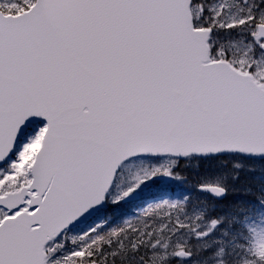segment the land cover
Instances as JSON below:
<instances>
[{"label":"snow or ice","instance_id":"obj_1","mask_svg":"<svg viewBox=\"0 0 264 264\" xmlns=\"http://www.w3.org/2000/svg\"><path fill=\"white\" fill-rule=\"evenodd\" d=\"M257 164L264 0H0V264H264Z\"/></svg>","mask_w":264,"mask_h":264},{"label":"rangeland","instance_id":"obj_2","mask_svg":"<svg viewBox=\"0 0 264 264\" xmlns=\"http://www.w3.org/2000/svg\"><path fill=\"white\" fill-rule=\"evenodd\" d=\"M193 165V162L191 163V165L190 166H188V167H191ZM209 167V166H208ZM260 169V165L259 164H257V170L255 171V172H258V175L260 176V178L257 180L258 181V183H261V182H264V172H262L261 170H259ZM194 172H192V173H194V176H195V173H198L197 171H195V170H193ZM188 171H186V173H187ZM214 173H215V171H210L208 174H207V172H203V174H206L205 176L204 175H196L197 176V178H199L200 180H208V181H210L211 180V178H212V176L214 175ZM248 173H250V172H242V175H244V174H248ZM197 184H196V182L194 181V180H192V179H189V178H186V181H185V187L183 188V190H185V191H188V192H190L191 194H192V199L193 200H195L197 197H201V196H198L196 193H195V191H194V189L197 187L196 186ZM190 186V187H189ZM258 186H259V184H258ZM257 186V187H258ZM165 206H161V209H163ZM161 209H158V211H160ZM136 211H139V210H136ZM145 218H148L147 217V214H145L144 216H141L139 219H136V218H133L132 219V223L133 224H138V225H140V224H142V222H143V219H145Z\"/></svg>","mask_w":264,"mask_h":264},{"label":"trees","instance_id":"obj_3","mask_svg":"<svg viewBox=\"0 0 264 264\" xmlns=\"http://www.w3.org/2000/svg\"><path fill=\"white\" fill-rule=\"evenodd\" d=\"M205 164H196L195 165V168L197 169V172H207V174L210 172V171H217V170H219L215 165L214 166H211V167H208V170L209 171H206V170H204L205 169ZM260 170V169H259ZM259 172V171H258ZM258 172H255V171H253V172H250V173H248V174H244V175H242V173H241V175H240V181L243 183V184H245V185H250V186H252L253 188H256L257 186H258V184H260V183H258V179L260 178V176L258 175ZM202 175H206V174H202ZM188 178H193V179H195V176L192 174V173H187V175H186ZM232 199H234L233 197H229L228 198V200H226V201H224V203L225 204H227L228 202H230Z\"/></svg>","mask_w":264,"mask_h":264},{"label":"water","instance_id":"obj_4","mask_svg":"<svg viewBox=\"0 0 264 264\" xmlns=\"http://www.w3.org/2000/svg\"><path fill=\"white\" fill-rule=\"evenodd\" d=\"M201 192V191H200ZM202 193H204V192H202Z\"/></svg>","mask_w":264,"mask_h":264}]
</instances>
